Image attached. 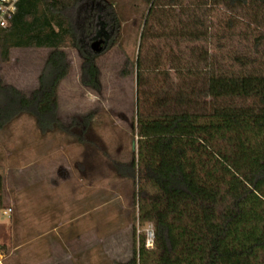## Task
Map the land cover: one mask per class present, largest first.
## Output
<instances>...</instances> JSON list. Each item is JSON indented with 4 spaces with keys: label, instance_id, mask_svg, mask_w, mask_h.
Wrapping results in <instances>:
<instances>
[{
    "label": "rangeland",
    "instance_id": "1",
    "mask_svg": "<svg viewBox=\"0 0 264 264\" xmlns=\"http://www.w3.org/2000/svg\"><path fill=\"white\" fill-rule=\"evenodd\" d=\"M102 1L122 24L92 49L99 90L82 83L81 53L65 48L70 71L58 89V115L73 123L70 133H42L27 114L0 131V245L9 246L0 249V264L131 260L149 223L139 220L137 179L121 175L118 164L138 152L139 113L179 109L181 97L193 107L209 103L210 66L238 71V58L246 68L264 64V0L235 8L223 0H156L145 28L152 4ZM50 52L11 48L5 60L0 48V80L30 96ZM137 61L146 69L141 86Z\"/></svg>",
    "mask_w": 264,
    "mask_h": 264
},
{
    "label": "trees",
    "instance_id": "2",
    "mask_svg": "<svg viewBox=\"0 0 264 264\" xmlns=\"http://www.w3.org/2000/svg\"><path fill=\"white\" fill-rule=\"evenodd\" d=\"M143 1L152 4L145 28L156 0ZM223 1L231 8L249 2ZM121 24L102 0H20L11 24L0 29L3 58L11 48L51 52L30 96L0 80V131L27 114L42 133H70L73 123L58 115V89L70 71L65 48L81 53L82 83L99 90L92 44ZM237 60L238 71L205 70L209 103L193 107L181 97L179 109L139 113L138 152L118 166L138 181L139 220L153 225L155 248H146L143 237L122 264H264V64L246 68L248 62ZM137 66L141 86L146 69ZM0 249L7 253L9 246Z\"/></svg>",
    "mask_w": 264,
    "mask_h": 264
},
{
    "label": "built area",
    "instance_id": "3",
    "mask_svg": "<svg viewBox=\"0 0 264 264\" xmlns=\"http://www.w3.org/2000/svg\"><path fill=\"white\" fill-rule=\"evenodd\" d=\"M20 0H0V29L6 28L11 24L17 11ZM9 211L11 209H8ZM5 213H7L5 211ZM145 246L148 249L155 248V232L152 224H149L144 230Z\"/></svg>",
    "mask_w": 264,
    "mask_h": 264
},
{
    "label": "water",
    "instance_id": "4",
    "mask_svg": "<svg viewBox=\"0 0 264 264\" xmlns=\"http://www.w3.org/2000/svg\"><path fill=\"white\" fill-rule=\"evenodd\" d=\"M105 43V40L103 38H98L93 44H92V47L93 49L97 50L98 47L101 45V44H104ZM135 146V144H134Z\"/></svg>",
    "mask_w": 264,
    "mask_h": 264
}]
</instances>
